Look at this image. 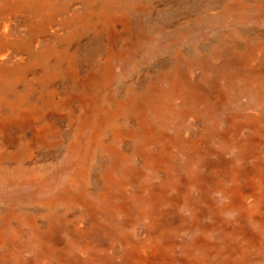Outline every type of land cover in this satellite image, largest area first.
I'll return each mask as SVG.
<instances>
[{"label": "rangeland", "instance_id": "rangeland-1", "mask_svg": "<svg viewBox=\"0 0 264 264\" xmlns=\"http://www.w3.org/2000/svg\"><path fill=\"white\" fill-rule=\"evenodd\" d=\"M261 10L0 0V264H264Z\"/></svg>", "mask_w": 264, "mask_h": 264}, {"label": "bare ground", "instance_id": "bare-ground-1", "mask_svg": "<svg viewBox=\"0 0 264 264\" xmlns=\"http://www.w3.org/2000/svg\"><path fill=\"white\" fill-rule=\"evenodd\" d=\"M162 4V3H161ZM73 7V6H72ZM72 9V8H71ZM262 9V8H261ZM70 10V9H69ZM261 11H263V10H261ZM263 13H264V11H263ZM263 13H261V15L263 14ZM37 19V18H36ZM258 19V18H257ZM260 19V18H259ZM10 20V19H9ZM24 20V19H23ZM6 21V20H5ZM4 23H6V22H4ZM237 24V23H236ZM203 25V24H202ZM50 26V25H49ZM58 26V25H57ZM201 26V25H200ZM169 27V26H168ZM197 27V26H196ZM54 28H56V27H54ZM201 28V27H200ZM209 28V27H208ZM214 28V27H213ZM212 28V29H213ZM1 29V28H0ZM8 29V28H7ZM207 29V28H206ZM217 29V28H216ZM220 29V28H219ZM180 30V29H179ZM207 30H209V29H207ZM16 31V30H15ZM62 32V31H61ZM205 32V31H204ZM203 32V33H204ZM201 34V33H200ZM40 38V37H39ZM196 38V37H195ZM194 38V39H195ZM198 38V37H197ZM202 37H200V39H201ZM180 39H182V38H180ZM83 40V39H82ZM175 40V39H174ZM186 40H187V38H186ZM38 41V40H37ZM176 41H178V40H176ZM174 42V41H173ZM37 45V44H36ZM169 46H171V45H169ZM166 47V46H165ZM168 47V46H167ZM162 49V48H161ZM156 51V50H155ZM152 52V51H151ZM5 54V53H4ZM156 54V53H155ZM6 55V54H5ZM151 56V55H150ZM16 57V56H15ZM14 57V58H15ZM20 57V56H19ZM146 57V56H145ZM2 58V57H1ZM112 58V57H111ZM141 58H143V56H141ZM11 63V62H10ZM6 64V63H5ZM132 67V66H131ZM120 68V67H119ZM125 69H126V67H125ZM66 71V70H65ZM197 71V70H196ZM120 74V73H119ZM208 78V77H207ZM119 79V78H118ZM118 79H115V80H118ZM137 80V79H136ZM112 84V83H111ZM2 91L0 90V93H1ZM3 100V99H2ZM23 102V101H22ZM21 101H19V100H13V101H11L9 104H8V106H9V108H10V113H9V115H8V118L9 119H14L13 118V116L14 117H16V116H20V117H18L17 119H21V118H25V119H28V118H30L33 114H37V113H40V112H42V107H40L41 105L39 104V103H35V104H32V103H30L31 105H27L26 107H22V106H20L21 104H23ZM34 103V102H33ZM45 104H46V102H44ZM44 103L42 102V104H43V106H44ZM119 104V106H125V104H126V101H122L121 103H118ZM115 109H117V108H114V109H112V108H109L108 109V113H109V115L111 116V117H116V115H117V113H118V110H115ZM94 113V112H93ZM106 120H108V117H103L102 119H101V121L103 122V124H104V122L106 121ZM91 121H89V123H90ZM102 124V125H103ZM89 125V124H88ZM100 125V124H99ZM89 128V127H88ZM115 128V127H114ZM86 131V130H85ZM87 132V131H86ZM85 132V133H86ZM87 134V133H86ZM115 134H117V135H120L121 134V131L118 129V128H116V132H115ZM81 136V135H80ZM86 136V135H85ZM82 137H83V135H82ZM85 138V137H84ZM83 138V139H84ZM80 141V140H79ZM102 141V140H101ZM91 145H92V142L90 143ZM97 146H107L103 141L102 142H98V145ZM91 148V147H90ZM78 152V151H77ZM70 153V152H69ZM79 153V152H78ZM72 156V155H71ZM75 156V155H74ZM76 157V156H75ZM73 158V157H72ZM68 159V158H67ZM75 159V158H74ZM74 159H72V160H74ZM64 162H66V161H64ZM58 164V163H57ZM27 168V167H26ZM68 168V167H67ZM62 169V168H61ZM69 169V168H68ZM59 170V169H58ZM54 171V170H53ZM71 171H72V169H71ZM51 173V172H50ZM57 174V173H56ZM66 175V174H65ZM64 176H62V178H63ZM52 182H53V180H52ZM57 182V181H56ZM29 183V182H28ZM27 184V183H26ZM25 184V185H26ZM32 185H33V183H31ZM35 184V183H34ZM37 184H39V183H37ZM4 185V184H3ZM12 185V184H11ZM19 185H24V184H19ZM30 185V184H29ZM31 185V186H32ZM43 185V184H42ZM47 185V184H46ZM49 185V184H48ZM50 185H52V184H50ZM56 185V184H55ZM2 186V185H1ZM0 186V187H1ZM5 186V185H4ZM15 185H13V187H14ZM17 186V185H16ZM30 186V187H31ZM52 186H54V185H52ZM3 187V186H2ZM9 187V186H8ZM43 187V186H42ZM46 187V186H45ZM23 188H25V187H23ZM47 188V187H46ZM19 189H21V188H19ZM18 189V190H19ZM43 189V188H42ZM48 189V188H47ZM5 190V189H4ZM12 190H14V189H12ZM3 191V190H2ZM21 191V190H20ZM28 191V190H27ZM26 191V192H27ZM35 191V190H34ZM37 191V190H36ZM25 192V191H24ZM38 192H40V190L38 191ZM16 193V192H15ZM17 193H19V192H17ZM28 193H31V192H28ZM47 193V192H46ZM45 193V194H46ZM13 194V193H12ZM25 194V193H24ZM39 196V195H38ZM7 197V196H6ZM1 202V201H0ZM8 202V201H7ZM10 202V201H9ZM19 206V205H18ZM22 209V208H21ZM230 219V218H229ZM191 220V219H190ZM222 228V227H221ZM220 228V229H221ZM226 230V229H225ZM224 234V233H223ZM224 237V236H223Z\"/></svg>", "mask_w": 264, "mask_h": 264}]
</instances>
